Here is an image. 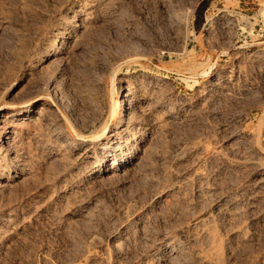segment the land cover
<instances>
[{
    "label": "rangeland",
    "instance_id": "374dc122",
    "mask_svg": "<svg viewBox=\"0 0 264 264\" xmlns=\"http://www.w3.org/2000/svg\"><path fill=\"white\" fill-rule=\"evenodd\" d=\"M79 3L92 7L87 18L74 15ZM236 12L250 17L247 33L237 32ZM260 29L263 0H0V126L22 111L44 114L22 132L20 165L0 159V264H264ZM127 86L157 95L143 116L150 146L81 183L75 174L87 176V162L58 148L76 131L100 134L101 156ZM214 148L258 165L230 166ZM196 166L201 180L192 178ZM161 187L188 193L189 208H179L177 193L156 198ZM10 209L19 215L8 218ZM200 217L212 236L188 246H205V259L181 242L178 255L169 239H187Z\"/></svg>",
    "mask_w": 264,
    "mask_h": 264
},
{
    "label": "bare ground",
    "instance_id": "6f19581e",
    "mask_svg": "<svg viewBox=\"0 0 264 264\" xmlns=\"http://www.w3.org/2000/svg\"><path fill=\"white\" fill-rule=\"evenodd\" d=\"M78 3V2H76ZM76 5V4H75ZM81 4L79 3V5L74 8L72 11L74 13V15L78 18H87L89 15H90V8L92 7H87L86 5H82L83 7L80 6ZM86 6V7H85ZM73 8V7H72ZM70 8V9H72ZM69 11V10H68ZM71 11V10H70ZM74 16V17H75ZM74 26H79L78 24H75ZM66 29V28H65ZM69 32V31H68ZM60 33V32H59ZM68 34V33H67ZM256 59V58H255ZM244 85V84H243ZM222 87V86H221ZM153 91V90H152ZM155 93H152L150 90H147L145 89V87H121L120 88V92H119V95L122 97V107H121V110H122V114H121V119L119 120V123H117V125L115 126V129L112 131V133L110 134V136H108L109 138L104 142V146L102 148V152H101V156H96V149L97 147L103 142V135H100V134H94L93 137H91L90 139H86L83 137V135L80 133V132H77L74 133L76 135V137H72V139L66 143V144H63L61 145L59 148H58V154L66 157V156H75V161L76 163H81V162H87V176H84V175H79L77 173V175L75 174V176L78 178V180L81 181L82 183V180H87V179H95V177H97V173L99 172L100 173V170L98 169L101 165V170L102 172H111V170L117 168L119 166V163H118V157L119 155H121V153H125V155H129V154H134V156L137 154L138 151L142 150V154H146L144 153V148L143 147H146V148H149L147 146H150L148 145L149 142H147L146 144V137L144 138V136L146 135L144 132H145V128L146 126H144L145 122L147 121H144L145 119L143 118V116L146 115V111H148V105L150 104L151 100L156 97L157 98V95L154 96ZM155 98V99H156ZM154 99V100H155ZM158 100L160 101V99L158 98ZM139 103L135 106L134 108V103L138 102ZM155 102V101H154ZM166 102V101H165ZM153 103V102H152ZM156 103V102H155ZM159 103V102H158ZM152 107L153 105L150 104ZM149 105V106H150ZM159 105V104H158ZM150 106V107H151ZM151 107V108H152ZM159 108V107H158ZM44 108H41V110H43ZM156 112V111H155ZM24 111H22L19 115H17V118L15 119H9V118H6V119H3L1 121V126H0V135L1 133L3 134H7V136L1 138L0 137V142L2 145H5L7 148H9L7 150V152H2L0 150V159L4 156H10V158L12 159V163L14 165H20L19 163L22 161V157L23 155L21 154V152L19 151V149L17 148L19 145L23 144V139H22V132L24 130L27 131V129H29L31 126L33 127L34 125H36L38 128L39 126H41L42 122H43V115L44 114H41L42 112L39 111H35V114L33 115V117H31L30 119H26L24 118ZM149 113V112H148ZM154 113V110L150 111L149 114H147V116H150V114L152 115ZM158 113V111H157ZM165 113H163L164 115ZM170 115V114H169ZM32 116V115H31ZM154 115L151 116V119ZM160 116V115H159ZM147 118V117H146ZM161 120H164L163 117H161ZM165 118V117H164ZM171 118V117H170ZM150 119V120H151ZM157 118H154L152 120H155L156 121ZM151 120V121H152ZM158 119V121H161ZM166 120V119H165ZM168 121V120H167ZM166 122V121H165ZM182 122V121H181ZM158 123H161V122H158ZM157 123V124H158ZM164 123V122H163ZM162 123V126H164ZM32 124V125H31ZM167 124V123H166ZM146 125V124H145ZM156 125V124H155ZM161 125V124H160ZM145 127V128H144ZM11 129V130H10ZM8 132H9V135H8ZM149 132V131H148ZM26 133V132H25ZM27 135V134H26ZM25 135V136H26ZM149 135V134H148ZM107 136V135H106ZM150 136V135H149ZM25 138V137H24ZM149 138V137H148ZM26 139V138H25ZM149 140V139H148ZM118 141V142H116ZM135 142V143H133ZM103 144V143H102ZM136 144H139L140 146L138 148H136V150H134V147L136 146ZM147 145V146H145ZM142 146V147H141ZM205 148V147H204ZM149 150V149H148ZM214 152L216 153L217 157L219 156L220 158H222V160L226 161L230 166H238L239 165H248V164H254L258 161H254L250 158H243L241 160H238L237 158H234V157H229V155L227 156L224 152H222V150H219L217 148H214ZM149 152V151H148ZM151 152V151H150ZM140 153V152H139ZM180 154V153H179ZM178 154V155H179ZM149 155V154H148ZM144 156V155H143ZM248 156V155H247ZM67 158V157H66ZM112 158L111 162L108 164V160ZM145 157H143L144 159ZM180 159H183L185 158L184 157V153L181 152V154L179 155ZM177 158V159H178ZM179 159V160H180ZM148 161V160H147ZM259 161H262V162H259V165L258 167H261L262 170H264V160H259ZM147 164V163H146ZM27 164H24V167L26 168V170H28V168L26 167ZM82 165V164H81ZM146 166V165H145ZM85 167V166H84ZM170 167V166H169ZM25 168L23 170H25ZM236 168V167H235ZM166 170V169H165ZM170 170V168H169ZM85 171V170H84ZM203 170H201L202 172ZM114 172V171H113ZM166 172V171H165ZM171 172V171H170ZM169 172V173H170ZM200 172V167H197L195 169H193V175H192V178L193 179H196L198 178V180H201L199 179L201 176H203ZM19 175L21 174L20 171L17 172ZM84 173V172H83ZM140 173V172H139ZM209 174V173H208ZM0 175H2V173L0 172ZM23 175V174H22ZM165 175V174H164ZM73 177V176H72ZM206 177V176H205ZM75 177H73V180H74ZM153 178V177H152ZM155 178V177H154ZM186 178L188 179L189 177H185L184 180H186ZM72 179V178H71ZM76 179V178H75ZM159 181V180H158ZM192 181V180H191ZM197 181V180H196ZM195 181V182H196ZM198 182V181H197ZM200 182V181H199ZM207 182V180H206ZM216 182V181H215ZM77 183V182H76ZM186 183V182H185ZM188 183V182H187ZM194 183V182H193ZM211 183V182H210ZM210 183L208 186H210ZM164 185V184H163ZM181 185H179L180 187ZM187 186V185H186ZM215 186V185H213ZM173 187V186H172ZM184 187V186H183ZM202 187V186H201ZM205 187V186H204ZM211 187V186H210ZM200 188V187H199ZM172 189V188H170ZM174 189V188H173ZM180 189V188H179ZM178 189V190H179ZM182 189V188H181ZM185 189V188H184ZM191 189V188H190ZM205 189V188H203ZM214 189V188H213ZM187 190V189H186ZM185 191V190H184ZM155 192V191H154ZM201 192H203L201 190ZM210 192V191H209ZM16 193V192H15ZM15 193H12L15 195L19 194H15ZM21 193V192H20ZM175 193V195L173 194ZM176 193L179 195V199L181 198L180 202H181V206L179 208H183L185 205H187L189 202H192V199L188 196V193L185 194V192H183L182 190H179V191H171V190H167L165 188H162L160 190H158L156 192V198H160L161 200L163 201H166V202H169L171 194L173 196H176ZM192 193V192H191ZM195 193V192H194ZM199 193V192H198ZM204 193V192H203ZM197 194V193H196ZM194 194H192L191 196H193ZM13 196V198H14ZM155 196V195H154ZM16 197V196H15ZM22 197L24 196H20V200H22ZM206 197V196H205ZM196 198V197H195ZM18 198L14 199L15 201H17ZM155 199V198H154ZM173 199H175L173 197ZM194 199V198H193ZM14 200H11L13 202H15ZM158 200V199H157ZM156 200V201H157ZM178 200V199H177ZM195 200V199H194ZM197 200V199H196ZM195 200V201H196ZM171 201V200H170ZM19 202V201H18ZM21 202V201H20ZM162 202V201H161ZM177 202V201H176ZM179 202V200H178ZM194 202V201H193ZM197 202V201H196ZM200 202V201H199ZM9 203V204H11ZM165 203V202H163ZM195 203V202H194ZM198 203V202H197ZM166 204V203H165ZM180 204V203H178ZM190 204V203H189ZM21 205V204H20ZM194 205V204H193ZM196 205V204H195ZM237 203H233L231 206H236ZM12 206V204H11ZM22 206V205H21ZM16 208V207H14ZM18 208V207H17ZM22 208V207H21ZM187 208V206H186ZM184 208V209H186ZM189 208V207H188ZM187 208V209H188ZM179 209V210H181ZM182 209V211L184 210ZM17 209H10L6 216H8V218L10 217H13V215H15L17 212H16ZM19 210V209H18ZM22 210V209H21ZM20 210V212H21ZM231 210V208H227L226 211H229ZM200 211V210H199ZM129 212V211H128ZM18 214V213H17ZM21 214V213H20ZM126 213L124 212V215ZM128 214V213H127ZM126 214V215H127ZM3 215V214H2ZM19 215V214H18ZM123 217V216H122ZM125 217V216H124ZM186 217V216H185ZM4 218V217H3ZM6 218V217H5ZM190 218V217H189ZM201 218V217H200ZM203 220H199V223H198V226H197V230L195 228V232L193 231V233L189 232V234H187V231L186 233L184 232V234L188 236V238L186 239V237H180L178 235H175L173 237V240L170 242V239H169V247L171 249L174 250L175 253H177L178 255L181 254L180 252V249L177 248V243L178 242H181V244L183 243L185 249L184 251H186L187 253H189L190 255L196 257L197 258H203L205 259V256H204V253H205V246L201 247V248H193L191 249L188 245H190V241L191 240H196L198 239H204L205 237H207L206 235H210L211 233V225L209 223H206V221H204V217H202ZM201 218V219H202ZM7 219V218H6ZM5 219V220H6ZM187 219V218H186ZM185 219V220H186ZM11 220V219H9ZM1 221V220H0ZM200 221L203 223V226L200 225L202 223H200ZM204 221V222H203ZM185 222V221H184ZM186 223V222H185ZM197 225V224H196ZM200 225V226H199ZM176 226V225H175ZM195 226V225H194ZM215 227V226H214ZM171 228V227H170ZM213 228V227H212ZM215 229V228H214ZM184 231V230H183ZM191 231V230H190ZM215 231V230H214ZM173 232H174V229H173ZM172 233V232H171ZM169 234V233H168ZM176 234V233H175ZM167 235V234H166ZM174 235V234H173ZM168 236V235H167ZM170 236V235H169ZM212 236V235H210ZM209 238H212L210 237ZM208 238V239H209ZM172 239V238H171ZM213 239V238H212ZM214 240V239H213ZM201 241V240H200ZM203 241V240H202ZM201 241V242H202ZM197 242V241H196ZM200 242V243H201ZM192 243V242H191ZM199 245H202L200 244ZM211 243H214L213 241L211 242L210 240V245ZM195 244V243H194ZM209 244V242H208ZM207 244V245H208ZM155 246V245H154ZM166 246V245H165ZM188 246V247H187ZM193 246V244H192ZM152 247V245H151ZM199 247V246H198ZM191 249V250H188ZM158 249V248H156ZM169 249V248H168ZM179 249V250H178ZM148 250V249H147ZM171 250V251H173ZM160 251V249H159ZM183 251V252H184ZM184 254V253H183ZM186 254V253H185ZM188 254V256H189ZM177 256V255H176ZM190 257V256H189ZM185 259V258H184ZM194 259V258H192ZM202 260V259H201ZM171 262V261H170ZM197 262V260H196ZM201 262V261H200Z\"/></svg>",
    "mask_w": 264,
    "mask_h": 264
},
{
    "label": "built area",
    "instance_id": "2783aa9c",
    "mask_svg": "<svg viewBox=\"0 0 264 264\" xmlns=\"http://www.w3.org/2000/svg\"><path fill=\"white\" fill-rule=\"evenodd\" d=\"M231 16H233V18L237 24V28H236L237 32L240 31V33H247V29L250 28V17L247 18V21H244V20H242L243 16L241 14H239L238 12H236L235 14H231ZM208 24L209 23H206V25H208ZM263 31L264 30L260 29L259 30L260 33L259 32L257 33V35L260 36L261 38L264 36Z\"/></svg>",
    "mask_w": 264,
    "mask_h": 264
}]
</instances>
